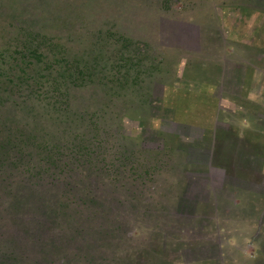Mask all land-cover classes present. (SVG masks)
<instances>
[{
	"label": "rangeland",
	"instance_id": "rangeland-1",
	"mask_svg": "<svg viewBox=\"0 0 264 264\" xmlns=\"http://www.w3.org/2000/svg\"><path fill=\"white\" fill-rule=\"evenodd\" d=\"M41 30L92 74L59 122L10 92V53ZM262 79L264 0H0V142L33 125L67 162L0 167V264H264Z\"/></svg>",
	"mask_w": 264,
	"mask_h": 264
},
{
	"label": "trees",
	"instance_id": "trees-1",
	"mask_svg": "<svg viewBox=\"0 0 264 264\" xmlns=\"http://www.w3.org/2000/svg\"><path fill=\"white\" fill-rule=\"evenodd\" d=\"M120 54L124 55L123 51H120ZM102 67V65L99 67V73L102 75L99 79H104ZM117 67L116 64L113 66ZM12 69L14 72L11 74ZM10 74V92L19 91L18 94L25 92L27 94L25 102H33V99L38 103L44 101L50 120L52 118L56 122L61 121L62 107H65V111L71 110L69 99L71 90L86 87L92 77L88 62L74 52L69 42L43 30L27 31L18 40L17 47L10 53ZM35 94L38 99L33 97ZM39 96L44 97V100H39ZM23 126L24 128L20 129L18 124L10 121V134L7 136L9 139L0 142V167H4L10 154L11 169L16 170L17 174L25 171L30 172V176L37 177L39 172H50L52 176L59 172L66 173L64 169L67 168V162L61 159L58 136L55 133L41 134L33 125ZM73 140L69 139L70 145ZM5 166L7 167V164ZM11 176L15 177L16 174ZM16 187L23 189L22 186ZM16 193L12 198L14 197L20 206L29 204L31 208L33 206L37 212L46 214L47 217H54L57 214V202H54L53 194L42 193L39 196L32 192L26 195H21L18 191Z\"/></svg>",
	"mask_w": 264,
	"mask_h": 264
},
{
	"label": "crops",
	"instance_id": "crops-1",
	"mask_svg": "<svg viewBox=\"0 0 264 264\" xmlns=\"http://www.w3.org/2000/svg\"><path fill=\"white\" fill-rule=\"evenodd\" d=\"M255 77V76H254ZM262 85H263V90L262 91H260L259 93L261 94V95H263V98H260V99H262V101H264V79H262ZM252 90V89H251ZM252 92H253V90H252ZM259 97H262V96H260L259 95ZM259 97H257V98H259ZM255 98H256V96H255ZM254 99V98H253ZM263 105H264V103H263Z\"/></svg>",
	"mask_w": 264,
	"mask_h": 264
}]
</instances>
